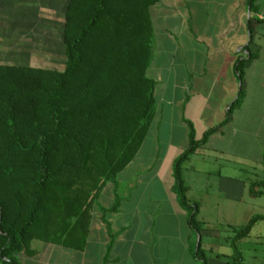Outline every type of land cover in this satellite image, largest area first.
<instances>
[{"label": "crops", "instance_id": "0c3cea01", "mask_svg": "<svg viewBox=\"0 0 264 264\" xmlns=\"http://www.w3.org/2000/svg\"><path fill=\"white\" fill-rule=\"evenodd\" d=\"M32 1L5 0L0 11L46 7ZM54 1L56 6L63 0ZM149 17L152 52L146 77L155 86L146 136L115 182L101 190L83 248L54 245L71 253L59 254L55 264H132V255H139L141 264H264V220L232 246L236 232L253 217L264 216V207L263 214L255 211L256 201L264 199V0L252 5L249 0H157ZM2 27L12 35L7 42L11 51L0 54V65L40 68L37 63L44 64L40 69L56 71L29 52L18 59L25 45L15 42V31L27 28L22 19ZM240 60H246L240 105L181 165L187 201L198 207L199 233H194L174 191L173 165L188 148V124L194 140L200 141L226 119L240 89L235 71ZM59 63L60 56L53 60L55 67ZM156 189L160 192L145 194ZM194 190L199 199L193 198ZM135 191L140 193L133 205ZM115 197L118 208L106 216L107 228L99 209L111 208ZM212 239L217 240L216 260L206 254L212 252Z\"/></svg>", "mask_w": 264, "mask_h": 264}, {"label": "trees", "instance_id": "16d2710c", "mask_svg": "<svg viewBox=\"0 0 264 264\" xmlns=\"http://www.w3.org/2000/svg\"><path fill=\"white\" fill-rule=\"evenodd\" d=\"M156 2L68 0L63 71L0 65L1 264H19L18 254L36 255L34 240L83 248L101 190L134 159L152 119L155 83L146 70L152 52L149 9ZM245 62L235 66L240 89L226 119L200 141L188 124V148L173 165L174 191L194 233L198 207L187 201L181 165L240 105ZM118 204L115 197L111 208L99 209L107 228L105 218ZM262 220L253 217L232 246ZM199 253L198 247V259Z\"/></svg>", "mask_w": 264, "mask_h": 264}, {"label": "rangeland", "instance_id": "374dc122", "mask_svg": "<svg viewBox=\"0 0 264 264\" xmlns=\"http://www.w3.org/2000/svg\"><path fill=\"white\" fill-rule=\"evenodd\" d=\"M34 1V0H33ZM32 1V3H33ZM35 2H42L46 5L45 8L43 7H27L26 9H18V10H11V11H0V54L6 56L7 51H11L7 47V42L11 40V35L9 34L10 31L8 29H4L2 27L4 23H7L8 21L11 23V25H15V23H19L20 19L25 22V27H27L23 31H15L18 33L16 36L15 42H18L22 46L23 51L19 49V52L17 54L18 59L23 55L24 58L27 56V53L29 52L30 56L32 58L40 59V60H46L44 61L46 65L50 68L54 67L56 71H59L63 69V66L65 64V57H64V49L62 45V28H63V21H64V11L65 6L68 2V0H63L60 5H55L54 0H36ZM54 4V5H53ZM59 6V8H58ZM53 10V11H52ZM62 20V21H60ZM20 33H23V37H20ZM8 40V41H7ZM23 43V44H22ZM5 47V48H4ZM29 47V49H28ZM28 49V50H27ZM10 55V54H9ZM22 56V57H23ZM58 56L61 57L62 63L59 66L53 65L54 58H58ZM47 59L49 60L47 62ZM63 64V65H62ZM27 65V64H26ZM36 67H43L40 64V66H37V63H34ZM39 65V64H38ZM119 174L117 175L118 178ZM167 176L165 175L163 177L164 181H166ZM156 184V183H155ZM156 186V185H155ZM159 189L156 191H146L145 194H157ZM139 191H135L133 194L135 197L134 201H132V204L135 205L136 202H138V195ZM192 196L194 199H199L200 194L194 190L192 193ZM143 204L139 206H144ZM255 211L256 214H263V207H264V199L261 197L259 200L255 203ZM198 240V236L196 235V242ZM212 252L206 253L209 257H211L213 260L215 259L216 253H217V240L212 239ZM30 248L37 251L36 257H28L23 254H18L15 256L16 260L19 262V264H55L60 261V257H62L59 254H71L65 249H62L60 247L51 245V244H45L40 241H32L30 243ZM207 246L205 245V239L202 240L201 244V250L204 252L206 251ZM96 252L94 251L92 253V257L95 258ZM250 257L245 256V259L247 260ZM258 259V258H257ZM222 261V259H220ZM260 260V258H259ZM64 261V259H63ZM143 262L141 260V257L132 255L131 256V263L132 264H141ZM1 264V263H0ZM157 264H162V261H159Z\"/></svg>", "mask_w": 264, "mask_h": 264}]
</instances>
